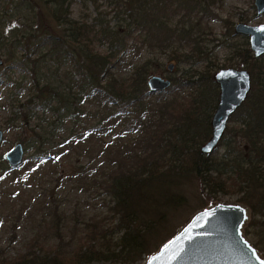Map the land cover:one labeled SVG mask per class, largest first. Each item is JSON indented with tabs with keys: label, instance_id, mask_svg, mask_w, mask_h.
<instances>
[{
	"label": "trees",
	"instance_id": "1",
	"mask_svg": "<svg viewBox=\"0 0 264 264\" xmlns=\"http://www.w3.org/2000/svg\"><path fill=\"white\" fill-rule=\"evenodd\" d=\"M222 2L108 0L116 10L112 23L100 13L90 21L74 20L69 0H16L29 16L24 24L13 23L10 33H0L8 62L0 67V83L9 102L12 88L26 85L25 80L28 95L17 99L11 119L36 121L31 131L41 157L85 153L96 144L103 175H92L96 169L88 161L74 164L65 176L100 188L105 211L87 220L76 215L67 223L54 205L47 227L55 242L34 236L24 251L0 252V264H139L167 238L170 220L187 206L183 188L191 180L201 194L241 192L238 200L251 209L248 225L261 229L254 245H263L264 54L255 58L247 42L234 50L250 72L251 89L231 117L237 127L227 128L219 142L220 157L216 150L200 151L217 104L213 64L182 70L153 100L146 79L161 68L158 59L147 58L129 74L117 75L142 47H172L168 57L177 64L209 58L196 30ZM235 138L244 140L246 152L231 148Z\"/></svg>",
	"mask_w": 264,
	"mask_h": 264
},
{
	"label": "rangeland",
	"instance_id": "2",
	"mask_svg": "<svg viewBox=\"0 0 264 264\" xmlns=\"http://www.w3.org/2000/svg\"><path fill=\"white\" fill-rule=\"evenodd\" d=\"M69 1L70 16L77 21H90L96 13L102 14L106 20H111L116 14L115 8L108 3V0ZM15 2L16 0H13V2L11 0H0V25H4L0 28L2 35L7 30L9 31L7 34L10 33L11 28L9 29V27L16 21L19 25L26 23V18L29 16L26 10L23 7H17ZM210 11L214 16L205 20V24L199 30H196L204 41L201 46L210 51L209 58L177 64L175 59L168 57L172 47L153 49V51L147 47H142L135 58H128L117 71V75L129 74L134 64H138L147 58H151L154 62L158 59V62L162 65L160 69L153 71V74L169 79L180 76L182 70L185 69L190 70L188 73L193 72L192 70H203L207 62L214 65L211 66V70L214 72L224 67L245 68V65L240 63V57L234 53V50L243 48L244 43H248V38L232 34L234 33L233 24L236 21L251 25L264 23V12L256 15L254 0H223L221 4L213 5ZM120 18H123V16L120 15ZM111 22L114 23L112 20ZM226 23L231 27L230 30L225 27ZM100 49L103 50L104 46L101 45ZM0 57L3 60L0 67H4L8 62L5 61V54L1 47ZM168 63L174 64L171 72L167 70ZM154 67L153 65V69ZM15 76L18 80L20 79L18 73ZM25 84L19 88H12L14 101L9 102L6 97L8 90L0 83V130L3 132V140L0 143V252H4L7 256H13L17 252L24 251L34 236H38L41 241L55 242L56 239L52 237V232L47 227L54 205H57L59 212L67 218L64 219L67 223H70V218H74L76 215H80L81 219L87 220L91 215H99L105 211L103 203L105 193L100 188L92 186L91 181L81 184L76 179H68L65 176L68 175V171L73 168L74 164L88 161L96 169L92 175H103L104 170L98 167L100 161L96 159V144H91V148L85 153L74 151L62 156L56 155L54 158L41 157L42 153L37 151L35 137H33L31 131V128H37L36 121L33 120L30 123L23 124L20 118L16 121L11 119L12 111L17 110V99L19 98V102H22L27 98V80H25ZM156 94L157 92L150 93L152 100L158 97ZM234 126L237 127L234 121L229 120L227 128ZM230 137L231 135L228 134L227 140L232 143L233 138ZM234 140H236V143H234L237 146L233 143L231 148L246 152L243 150L244 140L240 138ZM17 142L21 143L24 148L23 162L17 168L7 170L8 164L4 159V154ZM215 150L217 151V157H220L224 152V148L220 146ZM59 151L62 150H57V152ZM61 170L65 172L63 173ZM225 177L226 175L222 176L223 179ZM183 189L188 203L184 207L185 209L178 211L179 214L176 213L174 218L170 220V226L166 227L169 230L166 235L167 238L196 209L210 203L209 196L213 195L216 200L239 201L238 199L243 195L241 192H232L231 190H229V193L201 194L200 186L195 180L187 181ZM255 219L260 220L261 218L255 216ZM248 226L249 234L245 235L253 244H256L255 234L261 229L256 226ZM257 248L262 254L264 253V243Z\"/></svg>",
	"mask_w": 264,
	"mask_h": 264
},
{
	"label": "water",
	"instance_id": "3",
	"mask_svg": "<svg viewBox=\"0 0 264 264\" xmlns=\"http://www.w3.org/2000/svg\"><path fill=\"white\" fill-rule=\"evenodd\" d=\"M254 7L256 15L263 13L264 0H254ZM233 31L248 38V47L255 58L264 54V23L251 25L236 21ZM173 67V63H168L167 70L171 72ZM213 77L220 91L210 121V137L200 146L204 154H211L218 147L230 117L241 107L251 89V75L247 69L220 68ZM171 85V79L157 74L146 79L149 93L164 91ZM2 140L0 130V143ZM4 159L12 169L20 166L24 159L22 144L15 143L4 154ZM250 217L251 210L245 203L212 201L196 209L140 264H260L264 255L244 232ZM253 251L259 260L252 256Z\"/></svg>",
	"mask_w": 264,
	"mask_h": 264
},
{
	"label": "flooded vegetation",
	"instance_id": "4",
	"mask_svg": "<svg viewBox=\"0 0 264 264\" xmlns=\"http://www.w3.org/2000/svg\"><path fill=\"white\" fill-rule=\"evenodd\" d=\"M224 68H227V67H224ZM232 68H233V67H232ZM235 69H236V68H235ZM241 69H245V68H241ZM214 73H215V72H214ZM213 76H214V74H213ZM213 80H214V77H213ZM214 83L216 84V86H217V90H218V94H217V102H218V99H219V91H220V86H219V84H218V83H216V81H215V80H214ZM247 97H248V96H247ZM246 100H247V98L245 99V101H246ZM245 101H244V102H245ZM243 104H244V103H243ZM243 104H242V105H243ZM242 105H241V106H242ZM216 106H217V104H216ZM237 110H238V109H237ZM237 110H236V111H237ZM236 111H235V112H236ZM235 112H234V113H235ZM232 116H233V115H232ZM232 116H231V117H232ZM231 117H230V119H229V120H231ZM226 129H227V127H226Z\"/></svg>",
	"mask_w": 264,
	"mask_h": 264
},
{
	"label": "snow or ice",
	"instance_id": "5",
	"mask_svg": "<svg viewBox=\"0 0 264 264\" xmlns=\"http://www.w3.org/2000/svg\"><path fill=\"white\" fill-rule=\"evenodd\" d=\"M252 256L256 257L257 260H259L260 258L256 255V253L253 251L252 252ZM260 264H264V261H260Z\"/></svg>",
	"mask_w": 264,
	"mask_h": 264
}]
</instances>
